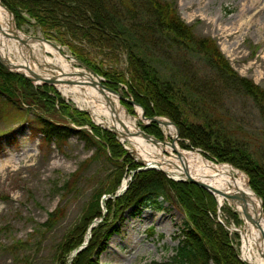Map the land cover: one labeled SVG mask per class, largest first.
I'll list each match as a JSON object with an SVG mask.
<instances>
[{"label": "trees", "instance_id": "obj_1", "mask_svg": "<svg viewBox=\"0 0 264 264\" xmlns=\"http://www.w3.org/2000/svg\"><path fill=\"white\" fill-rule=\"evenodd\" d=\"M2 2L13 12L18 26L27 20L24 16L27 14L47 38L68 45L75 56L106 77L111 88L118 90L122 84L127 85L125 95H131L144 108V115L170 117L176 124V136L191 140V143L181 140L183 148H203L208 152L205 156L216 163L229 162L246 171L264 207V158L239 141L233 129L224 123L220 111L223 100L237 93L251 98L264 117V88L234 69L217 40L198 35L193 25L181 17L176 2L121 0V8L109 0ZM78 43L111 54L122 49L126 54L125 68L107 70L95 64ZM169 61L175 65L171 66ZM0 97L35 111L47 143L55 142L62 147L72 134H77L88 147L95 148L91 159L103 156L104 164L111 168L105 180L118 177L116 185L112 184L105 193L116 194L124 174L143 166L128 153L118 135L96 124L88 111L73 107L54 86H36L22 74L8 70L1 61ZM122 104L133 111L130 103L122 101ZM57 116L71 126L55 120ZM186 117L193 122H185ZM142 128L158 139L165 138L157 123ZM70 181H66L64 189L70 186ZM163 202L175 205L186 215L185 227L169 261L149 264H249L241 259L236 248L235 237L240 235L217 220L216 194L191 180L176 181L158 169L136 171L124 195L107 199V215L92 228L88 247L72 264H94L92 254H99L107 240L119 233L128 208L138 212L150 203L161 207ZM221 210L240 225L234 211L225 207ZM65 213V207L58 205L43 225L54 227ZM102 216V211L91 216L85 214L61 246L58 264L68 261L67 257L84 242L93 219Z\"/></svg>", "mask_w": 264, "mask_h": 264}, {"label": "rangeland", "instance_id": "obj_2", "mask_svg": "<svg viewBox=\"0 0 264 264\" xmlns=\"http://www.w3.org/2000/svg\"><path fill=\"white\" fill-rule=\"evenodd\" d=\"M109 1L121 8V0ZM169 1L176 2L181 17L193 25L198 35L217 40L234 69L264 88V0ZM24 16L27 20L22 26H18L14 15L18 28L28 34L46 37L42 29L35 25L34 19H30L27 14ZM52 41L69 55L77 57L68 45ZM78 44L83 45L84 54L87 53L95 64L107 70H122L126 66V54L122 49L118 48L117 52L111 54L101 52L94 46ZM169 62L173 64L171 66L175 65L173 61ZM124 90V85L118 89L125 95ZM58 92L73 107L88 111L97 124L115 129L103 124L105 116L102 114L100 122L96 116L98 112L95 113L88 104L73 96H65L59 90ZM223 101L220 111L224 123L233 129L246 148H251L261 159L264 158V117L254 101L237 93ZM122 106L137 118L143 129V122L136 108L131 111L124 104ZM164 117L172 120L168 116ZM55 120L61 121V118L57 116ZM61 122L71 126L64 120ZM185 122L190 124L193 120L186 117ZM39 128L41 126L37 124L35 111L28 110L27 106L20 108L0 97V264H58L61 246L74 227L84 220L85 214L91 216L102 211L106 216V201L114 198L109 197L114 194L105 193V190L112 184L115 186L118 177L105 180V174L109 175L111 168L104 164L103 156L91 159L96 152L95 148L88 147L77 134H72L62 147L55 142L47 143ZM162 129L164 145L174 147L165 127L162 126ZM234 137L236 138L235 135ZM119 138L125 148L133 149V145L125 141L121 134ZM181 140L191 143L189 138L178 137L181 149H184L180 145ZM194 150L202 154L207 152L199 147ZM128 153L135 161H142L136 152ZM165 154L171 156L168 151ZM234 167L246 174L250 185L249 174ZM137 170L127 171L121 181L130 179V175ZM67 180H71L70 186L64 189ZM60 204L65 207V216L49 229L43 223L47 221L49 213ZM223 207L236 212L228 204ZM221 211L219 219L225 222L229 219L227 224L233 226L234 220ZM124 216L126 217L119 226V233H114L107 240L105 248L99 254H92L94 264H149L154 261H169L183 235L181 230L185 227L186 215L175 205L163 202L161 207L150 203L139 212L130 207L124 212ZM100 219L97 217L91 223ZM235 242L242 257L240 238L236 236ZM72 253L65 264H71Z\"/></svg>", "mask_w": 264, "mask_h": 264}, {"label": "bare ground", "instance_id": "obj_3", "mask_svg": "<svg viewBox=\"0 0 264 264\" xmlns=\"http://www.w3.org/2000/svg\"><path fill=\"white\" fill-rule=\"evenodd\" d=\"M0 53L11 62L30 74L45 77L65 75L69 80L55 82V87L65 96L89 105L103 124L113 126L125 141L133 145L139 158L152 166L165 170L172 177H195L217 192L221 207L228 204L238 212L242 223L233 225L241 237V255L243 260L252 264H264V244L256 242V230L251 220L258 221V229L264 236V213L261 200L249 185L244 172L229 163H215L207 159L198 150H186L149 138L140 134L142 129L136 117L123 106L120 97L112 91L93 85L88 80L95 75L76 57L69 55L57 44L41 35L26 33L16 26L10 11L0 1ZM140 113V109L136 107ZM102 121V120H101ZM100 121V122H101ZM166 133H175L176 127L164 125ZM178 137V136H176ZM168 151L171 156L165 154ZM128 184L125 178L122 187ZM139 212V211H138ZM158 213V212H155ZM239 228V229H236Z\"/></svg>", "mask_w": 264, "mask_h": 264}, {"label": "water", "instance_id": "obj_4", "mask_svg": "<svg viewBox=\"0 0 264 264\" xmlns=\"http://www.w3.org/2000/svg\"><path fill=\"white\" fill-rule=\"evenodd\" d=\"M1 1V0H0ZM2 3V1H1ZM3 4V3H2ZM4 5V4H3ZM6 7V6H5ZM8 10L9 8L6 7ZM10 11V10H9ZM10 13H12V11H10ZM13 17H14V14L12 13ZM15 19V17H14ZM45 38V37H44ZM46 40L54 43L53 41L45 38ZM59 46V45H58ZM61 48V46H59ZM78 59V58H77ZM79 60V59H78ZM0 61L10 70V71H13V72H16V73H20L22 74L24 77H26L27 79H29L30 81H32L34 84H37V85H53L55 86V82L56 81H59V80H63V81H67L69 80L67 76L65 75H61V76H52V77H45V76H41V75H36V74H30L28 73L27 71L21 69L18 65H16L15 63L11 62L10 66L8 65L7 63V60H6V57H4L1 53H0ZM82 64H84L86 67H88V69L90 71H92L95 75V79H89L88 81L93 84V85H96L98 86L97 84H99L101 86V88H105L107 89L108 91H112L114 92L115 94H117L121 100L123 101H126V102H129L130 104H132L133 106L135 107H138L140 109V113H139V117L141 118L142 122L144 125H150L151 123H158L160 125H171L173 126L174 128L176 127L175 123L170 120L169 118L167 117H164V116H160V115H155V116H152V117H146L144 115V108L139 104L137 103L134 99H131L129 97H126L124 96L123 94H121L120 92L112 89L111 87L105 85L103 83V81H105V79L100 76L97 72H95L91 67H89L86 63H84L83 61L79 60ZM111 129V128H109ZM113 131H115L117 134H120L118 133L116 130L114 129H111ZM140 134H143L145 136H148L149 138L151 139H154L156 141H159L161 143H163V141L159 140L158 138H156L155 136L153 135H150L148 134L146 131L142 130ZM171 139L173 140V145L175 147V150L176 152L178 153L177 149L179 146V143L177 141V137L175 136V133H172L171 135ZM129 149V148H128ZM129 152L130 153H134L135 151L134 150H130L129 149ZM145 164V167L144 168H141V169H149V168H157V169H161V168H158V167H155V166H152L150 164H147L146 162H143ZM139 169V170H141ZM162 170V169H161ZM169 177L175 179V180H191L195 183H198L199 185L203 186L204 188L212 191L213 193L217 194V192H215L210 186L206 185L205 183H203L200 179L198 178H195L193 176L191 177H188V178H174L172 177L170 174H168L165 170H163ZM132 175H130V180L132 179ZM129 187V184H126L124 185L123 187H121L117 194L115 195V197L117 196H120V195H123L124 193H126L127 189ZM251 187V186H250ZM253 190V189H252ZM254 191V190H253ZM255 192V191H254ZM256 193V192H255ZM257 197L261 200V207H262V211L264 213V208H263V200L262 198L256 193ZM219 209H220V205H219ZM106 213V212H105ZM219 214V212H218ZM103 220V217L94 222L93 225H91V228L94 227L98 222H101ZM252 221V224L254 225V228L256 230V242L258 244H260L261 242L264 244V236L260 233L259 229H258V221L257 220H251ZM220 222L226 226L229 230H232L233 227L232 225H227L225 221H223L222 219H220ZM236 229H239V228H236ZM90 238H91V229L89 230L88 234H87V239L84 241V243L79 246L74 252H73V255L70 259V263L72 264V261L74 260V258L82 251L84 250L88 244H89V241H90ZM249 264H252V263H249Z\"/></svg>", "mask_w": 264, "mask_h": 264}]
</instances>
